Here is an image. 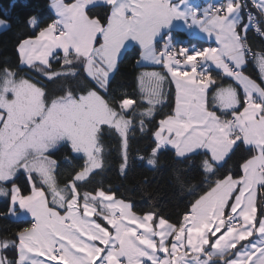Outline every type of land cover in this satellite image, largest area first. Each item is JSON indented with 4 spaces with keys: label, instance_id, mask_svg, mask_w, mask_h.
Segmentation results:
<instances>
[{
    "label": "snow or ice",
    "instance_id": "obj_1",
    "mask_svg": "<svg viewBox=\"0 0 264 264\" xmlns=\"http://www.w3.org/2000/svg\"><path fill=\"white\" fill-rule=\"evenodd\" d=\"M98 4L110 6L103 19L89 15ZM252 6L260 15L248 11L245 22L244 0L203 10L191 0H52L57 18L21 41L17 51L21 64L62 82L63 94L52 95L40 81L18 78L10 69L0 72V185L11 184L0 186V195L10 196L9 215L23 213L32 220L14 239H0V251L14 249L18 257L0 255V264H264V197L257 218V187L264 189V51L253 52L247 42L250 28L264 37V0H252ZM180 22L198 27L217 46L177 49L172 33ZM6 23L0 19V25ZM28 23L39 25L35 17ZM132 43L143 61L166 69V74L140 75L149 107L138 113L128 111L132 99L117 104L106 99L111 77ZM58 60L59 71L52 68ZM249 60L259 83L244 74ZM211 65L236 86L217 85ZM169 79L175 106L159 121L148 163L155 166L169 146L185 161L206 156L194 167L207 188L178 224L155 212L137 215L111 190L79 191L103 171L106 132L121 138L124 172L131 117H142L143 131L144 118L164 103ZM242 145L251 154L239 164V174L229 169L215 178ZM65 146L82 154L84 164L61 187L51 155ZM21 172L31 186L27 195L15 183Z\"/></svg>",
    "mask_w": 264,
    "mask_h": 264
},
{
    "label": "trees",
    "instance_id": "obj_2",
    "mask_svg": "<svg viewBox=\"0 0 264 264\" xmlns=\"http://www.w3.org/2000/svg\"><path fill=\"white\" fill-rule=\"evenodd\" d=\"M8 13L9 15H5ZM109 14V8L96 6L89 15L99 16L102 19ZM30 17H35L39 22L38 27L29 25ZM0 19H4L8 26L0 30V72L7 68L18 73V78H27L40 81L41 86H46V91L52 95H62L58 90L62 82L49 81L40 75L39 72L24 67L20 62L17 51L21 41L34 37L40 28L46 27L56 19L50 8V0H0ZM246 22V12H245ZM173 44L179 47L202 49L209 44L194 36L188 35L184 31L173 32ZM166 39V35H165ZM248 44L255 53L264 51V37L258 35L252 28L248 32ZM163 43V41L161 42ZM161 45H157L159 49ZM141 49L138 46L128 48L118 64L117 71L112 75L109 87V95L113 104L119 103L122 99H132L135 101L131 112H140L149 107L147 100L139 86V76L144 70H163L161 66H143L140 64ZM62 56V53H58ZM62 61L53 62L54 70H61ZM212 77L217 85H235V82L225 76L222 72L209 68ZM163 72V71H162ZM165 74V72H163ZM244 73L260 82V75L252 60L244 68ZM72 84L73 81H67ZM166 99L162 105H157L155 114L151 118H144V129L141 131L139 115L132 116L133 124L129 131L128 139V164L124 172L121 173L120 165L123 162L121 155V138L113 131L106 132L103 137V144L106 155L104 157V168L99 174L91 178L90 183H85L79 187L81 193H95L97 189L103 188L106 192H115L118 199H123L131 203L133 211L143 215L148 212H155L158 216H163L173 224H178L182 214L188 210L190 204L198 198L207 188L202 172L194 165L198 166L206 158L201 155L188 161L176 156L175 151H161L157 156V164L154 167L148 165L147 160L151 156V150L155 147L154 133L159 126V121L172 113L175 106V88L170 79L165 85ZM215 85L209 88V100ZM242 91V90H241ZM103 94V93H102ZM219 114V112H218ZM230 118V117H229ZM249 153L245 146L232 155L227 161L225 168L221 170L215 178L227 174L230 169L234 176L239 174V164L247 158ZM78 155L80 158H78ZM51 159L57 161L55 177L57 183L63 187L65 183L84 164L82 154H74L67 146L60 148ZM15 183L21 188V192L27 195L31 191V186L26 176L21 172ZM203 185V186H202ZM9 189L11 184L2 185ZM39 187V183L37 184ZM47 191V189H46ZM261 197H264V189L259 190L257 201L258 219ZM10 196L0 199V239L12 240L16 233L25 227L31 226L29 219H13L9 216ZM239 247V246H238ZM1 255L8 260H16L17 253L14 249L1 251Z\"/></svg>",
    "mask_w": 264,
    "mask_h": 264
},
{
    "label": "crops",
    "instance_id": "obj_3",
    "mask_svg": "<svg viewBox=\"0 0 264 264\" xmlns=\"http://www.w3.org/2000/svg\"><path fill=\"white\" fill-rule=\"evenodd\" d=\"M252 1V0H251ZM65 2L66 3H70V2H72V0H65ZM191 2L192 3H194V4H196V5H198L200 8H201V10H203L204 8H208L209 6H215L216 4L217 5H219V4H223V3H225L226 2V0H191ZM51 4H52V0H50V8H51V10L53 11V13H54V15H55V12H54V10H53V8L51 7ZM99 5H101V6H105V7H108L109 8V14H110V6H107V5H103V4H98L97 6H99ZM246 12V11H245ZM55 17H56V15H55ZM57 18V17H56ZM174 23H177V22H174ZM181 23V26H179V27H177V28H175L174 29V31H176V30H180V31H184V32H186L188 35H191V36H194V37H196V38H199V39H201V40H203V41H206L209 45L208 46H205L204 48H206V47H216L217 46V44H216V42L214 41V40H212V39H209V38H207L206 37V34H204L198 27L197 28H192V29H189V28H187V27H185V26H183V24H182V22H180ZM8 26V24L6 23V25H0V30H2V29H4V28H6ZM173 31V32H174ZM172 35H173V33H172ZM166 39H167V36H166ZM134 46H138V45H136L135 43H132V44H130L129 46H128V48H131V47H134ZM139 47V46H138ZM127 48V49H128ZM193 48V47H192ZM192 48H190V49H192ZM126 49V50H127ZM203 49V48H202ZM57 53H62V50H59V49H57ZM119 64V63H118ZM140 64L141 65H143V66H159V65H152L150 62H147V61H143L142 59L140 60ZM24 67H29V66H27V65H24V64H22ZM210 68H213V69H215V70H217V71H220V72H222V70L221 69H218V68H216V66L215 65H211V67ZM152 71H156V72H160V73H162V74H164L163 72H165V74H166V69L164 68L162 71L161 70H144V71H142L141 72V74L142 73H146V72H152ZM223 73V72H222ZM140 74V75H141ZM245 74V73H244ZM246 75V74H245ZM140 77V76H139ZM147 79V78H146ZM166 83H167V81L165 82V85H166ZM174 85V84H173ZM139 86H141L140 85V81H139ZM165 87V86H164ZM174 88H175V86H174ZM140 89H141V87H140ZM167 150H173V151H175L174 149H172L171 148V146H169L168 148H166V149H164V150H162V151H167ZM2 186V185H1ZM4 187V186H3ZM7 189V188H6ZM259 190H260V188L259 187H257V201H258V196H259ZM4 197H6L5 195H4ZM3 197V198H4ZM129 203V202H128ZM131 204V203H130ZM132 210H133V208H132ZM137 214V213H136ZM257 214H258V212H257ZM137 215H140V214H137ZM11 218H13V219H29V220H31V217H30V215H25V214H23V213H21L20 215H18V216H11V215H9ZM258 218V217H257ZM32 221V220H31ZM98 222H100V223H102L104 226H106V227H108V225L106 224V222H104V221H102V220H100V221H98ZM171 223V222H170ZM111 230V229H110ZM255 237H252V238H250V239H254ZM239 246V245H238ZM237 246V247H238ZM190 255H191V253H190Z\"/></svg>",
    "mask_w": 264,
    "mask_h": 264
},
{
    "label": "built area",
    "instance_id": "obj_4",
    "mask_svg": "<svg viewBox=\"0 0 264 264\" xmlns=\"http://www.w3.org/2000/svg\"><path fill=\"white\" fill-rule=\"evenodd\" d=\"M244 2H245L246 5H247V7H246V9H245L246 14H247L248 11H251V12L253 13V15L259 17L260 13H259L258 9L254 8V7L252 6V1H251V0H244ZM219 5H220V4H219ZM215 6H218V5L216 4ZM252 30H253V29H252ZM253 31H255V30H253ZM255 32H256V31H255ZM256 33H257V32H256ZM257 34H258V33H257ZM258 35H259V34H258ZM252 51H253V50H252Z\"/></svg>",
    "mask_w": 264,
    "mask_h": 264
},
{
    "label": "rangeland",
    "instance_id": "obj_5",
    "mask_svg": "<svg viewBox=\"0 0 264 264\" xmlns=\"http://www.w3.org/2000/svg\"><path fill=\"white\" fill-rule=\"evenodd\" d=\"M141 87V86H140ZM145 87H147V85H145ZM131 109H129L128 111H130ZM151 157V156H150ZM149 157V158H150ZM149 158H148V160H149ZM148 160H147V163H148ZM148 165L149 166H151V167H154L153 165H150L149 163H148ZM1 186V185H0ZM3 187V186H2ZM5 188V187H4ZM6 189V188H5ZM4 197V195H0V199H2ZM0 255H1V251H0Z\"/></svg>",
    "mask_w": 264,
    "mask_h": 264
}]
</instances>
